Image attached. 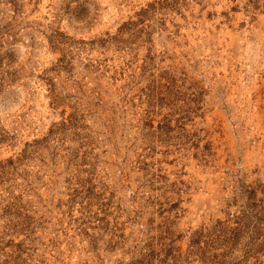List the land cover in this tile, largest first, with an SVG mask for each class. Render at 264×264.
Returning <instances> with one entry per match:
<instances>
[{
    "label": "rangeland",
    "instance_id": "obj_1",
    "mask_svg": "<svg viewBox=\"0 0 264 264\" xmlns=\"http://www.w3.org/2000/svg\"><path fill=\"white\" fill-rule=\"evenodd\" d=\"M0 264H264V0H0Z\"/></svg>",
    "mask_w": 264,
    "mask_h": 264
}]
</instances>
